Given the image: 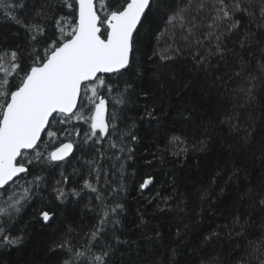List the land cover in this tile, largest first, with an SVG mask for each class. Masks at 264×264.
I'll return each instance as SVG.
<instances>
[{
	"label": "trees",
	"instance_id": "1",
	"mask_svg": "<svg viewBox=\"0 0 264 264\" xmlns=\"http://www.w3.org/2000/svg\"><path fill=\"white\" fill-rule=\"evenodd\" d=\"M123 2L97 0V12L104 18V11ZM151 2L134 33L130 66L104 75L115 89L111 96L102 90L109 114L116 93H124V103L115 105V134L93 143L96 138L85 136L89 125L72 118L52 127L61 133L58 141L45 132L39 147L27 152L28 174L0 200V207L12 193L20 200L19 210H10L11 219L0 214V225L7 229L5 234L22 239L17 244L0 241V264H79L72 253L54 244L67 236L83 251L92 230L100 226L102 211L110 213L103 226L107 236L101 241L110 248L108 264H264V207L259 204L264 198V0H241L247 11L237 12L239 26L225 33L223 60L216 54L215 37L227 24L217 22L210 29L213 13L193 10L198 23L195 35L188 36L191 17L183 29L180 21L174 25L170 20L188 0ZM206 2L211 7L216 0ZM8 3L16 6L10 15L22 23L0 12V51L20 53L22 75L35 47L24 24L33 22L46 0ZM101 4L107 8L101 10ZM54 15L75 21L73 9L67 7L57 5ZM54 35L59 33L53 21L48 39ZM12 83L18 84L19 77ZM126 84L131 87L124 92ZM69 140L74 154L49 162L48 153ZM149 178L151 183L141 189ZM85 180L97 191L85 188ZM25 188L29 191L21 199ZM57 190L63 191L62 199ZM116 203L122 210L113 216ZM41 211L50 213L49 222L40 218ZM237 216L240 222L234 224ZM80 259L87 260V254Z\"/></svg>",
	"mask_w": 264,
	"mask_h": 264
},
{
	"label": "snow or ice",
	"instance_id": "2",
	"mask_svg": "<svg viewBox=\"0 0 264 264\" xmlns=\"http://www.w3.org/2000/svg\"><path fill=\"white\" fill-rule=\"evenodd\" d=\"M57 5L61 8L73 9L75 21L56 17L54 12ZM15 7L9 4L8 0H0V12L13 20L17 18L10 13ZM151 7V0H124L116 8L104 11L102 18L97 13L94 0H51V2L46 0V3L34 13L33 22L24 24L30 43L35 45L29 52L32 62L27 71L20 75L22 64L17 50L0 51V200H3L4 193L9 192L10 186L16 185L20 174H28L29 168L24 163V159L28 150L35 151L39 147L42 133L47 132L50 139L59 140L61 133L51 130L55 124H67L73 117L76 120H83L89 125V132L85 133L86 138L89 140L96 138L93 143H102L115 134L117 130L115 121L119 119L115 105L124 103V93H116L113 110L109 114L108 99L102 94V90L106 89L107 95L111 96L115 89L102 74H119L121 70H127L130 66L134 31L138 30V25L142 23V18ZM100 8L104 10L107 5L101 4ZM193 10L198 13L205 10L213 13L212 23L208 25L210 29L217 27V22L228 25L224 33L215 37L216 54L223 60L225 33L232 32L239 26L240 20L235 18L236 14L247 9L241 0H232V3H228L227 0H216L211 7L206 0H188L187 4L178 8L173 17H170L174 25L176 21H180L181 29L187 26L189 17L192 18L188 36L195 35L194 29L198 23L192 15ZM261 15L264 17V8L261 9ZM53 21L59 35H54V38L49 40L48 25ZM17 23L22 21L17 20ZM66 27H71V31H66ZM211 34L206 35L204 39H208ZM188 36H185V39ZM41 41H46L42 52ZM201 42L196 41V43ZM245 43H247V34L241 40L242 48ZM236 56L240 59L243 69L242 57L239 53H236ZM201 59L203 60L204 57ZM260 68L264 70V62L260 63ZM240 74V72L235 73V75ZM17 76L19 83L14 85L12 80ZM129 87L131 86L126 84L124 92ZM85 110L89 112L88 116H84ZM148 115L151 116L152 113L149 112ZM132 139L135 140L136 137L133 136ZM179 139L173 137L174 141ZM110 146L116 147L115 143H111ZM73 148L74 144L71 140L61 142L48 153L47 160L65 161L70 154H74ZM40 159L41 153L37 152L35 160L39 162ZM31 163L32 161H28V164ZM61 175L62 179H65L63 173ZM39 179V177L35 178V180ZM150 183V178L145 179L140 185L141 189ZM84 187L97 191L88 180L84 181ZM28 191L27 188L24 189V196L21 199ZM72 193L79 194L76 189H72ZM63 196V191H59L57 198L62 199ZM97 199L102 200L100 196ZM8 201L11 203L9 204ZM8 201L0 207V214L11 219L10 210L18 211L20 200L15 199V193H12L8 196ZM259 204L264 207V198L260 199ZM120 210L122 205L116 203L111 208V215H118ZM109 215L108 211H102L100 226L92 230L83 251H77L76 246L67 236L55 243L54 247L60 250L67 249L79 264H108L110 248L101 241L107 236L103 226L108 222ZM39 216L44 222H49L51 219L48 211H41ZM240 219V216L235 217L233 223L239 224ZM118 222V220L113 221V223ZM240 228L243 232L244 225H240ZM6 231L7 229L0 225V241L5 244H17L21 241L22 237L7 235ZM116 239L118 240V237ZM96 247L101 249L99 254L92 252ZM86 254L87 260L80 259Z\"/></svg>",
	"mask_w": 264,
	"mask_h": 264
},
{
	"label": "water",
	"instance_id": "3",
	"mask_svg": "<svg viewBox=\"0 0 264 264\" xmlns=\"http://www.w3.org/2000/svg\"><path fill=\"white\" fill-rule=\"evenodd\" d=\"M96 2H97V0H94V5H95V7H96ZM97 9V8H96ZM98 13V12H97ZM98 15H99V13H98ZM134 33H135V31H134ZM102 38H104L103 36H102ZM131 54H132V52L130 53V60H131ZM121 71H123V70H121ZM110 74H115V73H110ZM102 75H109V73H105V74H102ZM45 134V132L44 133H42V136ZM66 142H68V141H66ZM59 146V145H58ZM57 146V147H58ZM52 150H54V149H52ZM73 150H74V148H73ZM31 151H33V150H28L27 152H31ZM71 155V154H70ZM67 159V158H66ZM56 162H60V161H56ZM22 174H20V176H21Z\"/></svg>",
	"mask_w": 264,
	"mask_h": 264
},
{
	"label": "rangeland",
	"instance_id": "4",
	"mask_svg": "<svg viewBox=\"0 0 264 264\" xmlns=\"http://www.w3.org/2000/svg\"><path fill=\"white\" fill-rule=\"evenodd\" d=\"M73 120H76V119L73 117Z\"/></svg>",
	"mask_w": 264,
	"mask_h": 264
}]
</instances>
